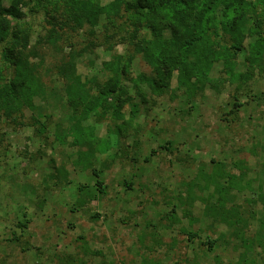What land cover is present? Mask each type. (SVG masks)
<instances>
[{"label": "rangeland", "instance_id": "374dc122", "mask_svg": "<svg viewBox=\"0 0 264 264\" xmlns=\"http://www.w3.org/2000/svg\"><path fill=\"white\" fill-rule=\"evenodd\" d=\"M11 1L5 0L4 6ZM37 1L22 0L21 19L10 20L15 31L28 33V48L37 49L43 57L39 71L44 98L34 99L33 115L46 118L31 116L27 110L17 122L0 117V264H241L243 250H236L235 242L226 245L231 241L227 213L231 208L250 211L247 232L250 237L259 232L261 207L249 201H255L263 180L264 75L256 74L238 92L231 87L221 94L206 89L189 101L180 92L154 97L143 86L144 103L133 95L136 109L126 105L122 111L126 121L131 111L137 113L121 129L120 137L116 133L121 121L91 116L84 123L110 149L96 155L89 169H82L76 165L78 148L70 140L63 145L56 142L55 126L67 123L70 110L61 99L63 87L54 65L78 55L76 73L83 80L95 78L103 83L108 75L102 64L117 55L131 57L130 35L137 36L134 43L148 38L147 31L138 28L133 34V20L123 9L120 17L113 18L114 27H123L122 37L104 16L96 37L87 26L78 33L65 25L60 30L64 16L54 14L56 26L48 22L47 14L55 2L60 7L64 0ZM53 26L63 50L58 55L36 45ZM106 34L111 37L108 42ZM89 43L94 45L88 47ZM3 46L0 70L8 75L12 70L1 59ZM245 57V52L238 56V72L245 71ZM131 58L130 78L150 74L140 56ZM29 59L38 63L35 57ZM234 104L240 106L234 108ZM32 117L38 123L33 124ZM217 167L231 175L237 186L229 191L221 217L205 218L204 178L214 175ZM92 169L99 179L92 176ZM189 192L198 198L189 207L190 220L182 216L188 209ZM185 232L198 238L190 241ZM206 239L213 245L211 252L201 244ZM251 254L255 264H264V247Z\"/></svg>", "mask_w": 264, "mask_h": 264}, {"label": "trees", "instance_id": "16d2710c", "mask_svg": "<svg viewBox=\"0 0 264 264\" xmlns=\"http://www.w3.org/2000/svg\"><path fill=\"white\" fill-rule=\"evenodd\" d=\"M4 1L0 0V46L4 45L1 59L12 72L6 75L0 70V117L12 123L22 118L26 110L34 116V99L44 98L39 71L44 60L37 49L28 48V33L23 29L15 31L11 23L10 18L19 20L22 17V0H12L7 8ZM100 1L64 0V7L57 6L55 2L56 6L47 14L48 22L56 24L54 14L60 12L65 19L60 30L65 25L72 33H78L87 26L90 35L96 37L99 19L104 16L106 24L112 29L117 28L116 35L122 37L120 33L123 27H114L113 18L120 17L123 9L133 20V34L138 33V28L147 31L148 38L141 37L134 43L133 38L136 40L137 36L130 35V46L133 49L132 56H140L150 69V74L141 73L136 78H130L132 56L124 58L117 55L111 61L104 62L102 71L108 78L103 83L95 78L83 80L76 73L75 58L78 55H69L68 60L54 65L56 77L63 87L61 99L70 110L67 123L55 126L56 142L63 145L70 140L71 145L78 148L76 165L82 169H89L96 155L105 154L110 149V145L99 140L94 129L84 126V123L91 116L98 120L110 118L114 122L121 121L116 133L120 137L121 129H125L128 121L131 122L137 113L136 110L131 111L132 116L126 121L122 111L126 105L136 109L132 103L133 95L140 97L144 103L146 93L142 90L143 86L154 97L180 92L189 101L192 96L202 94L206 89L221 94L224 88L231 87L238 92L256 74L264 75V0H109L105 6ZM35 2L38 4L37 0ZM47 34L36 45L50 48L55 55L62 54L63 50L58 46L59 34L54 26ZM105 39L108 42L110 35L106 34ZM93 45L89 43L87 46ZM242 52L246 54L245 71L238 72L237 59ZM30 57L38 59V63H32ZM214 71H217L216 76L212 75ZM123 81L128 82L130 87ZM231 98L236 101V96L232 95ZM238 106L234 104V108ZM34 117L46 118L40 113ZM34 117L31 120L36 124L38 121ZM41 128L44 129L43 126ZM216 171L214 175L204 178L202 190L208 194L201 198V205L205 218L221 217L230 196L229 191L237 186L236 183L233 185L234 178L231 175L224 174L218 167ZM92 173L94 178L99 179L96 170L92 169ZM96 185L101 187L100 182H96ZM263 188L264 170L256 199L249 201L255 207L260 205L262 211L260 229L256 235L250 237L247 232L250 218L247 213L250 211L231 208L227 213L226 225L231 241L226 245L231 246L235 242L236 250H243L239 257L241 264H255L256 259L251 257V252L258 246L264 247ZM197 199L193 192L187 193L185 200L188 201V209L183 212L184 219L192 218L189 207ZM172 214L175 215V212ZM173 215L171 217L174 219ZM250 215L255 217L254 210ZM185 235L190 241L198 238L190 232H185ZM222 238L225 239V236ZM201 244L207 246V252H211L213 245L208 239ZM143 264L146 262L143 261Z\"/></svg>", "mask_w": 264, "mask_h": 264}]
</instances>
